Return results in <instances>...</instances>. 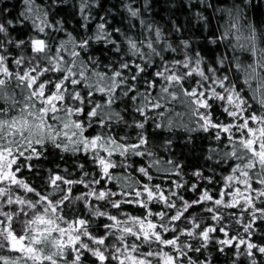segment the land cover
Instances as JSON below:
<instances>
[{
    "label": "snow or ice",
    "instance_id": "6c2138e0",
    "mask_svg": "<svg viewBox=\"0 0 264 264\" xmlns=\"http://www.w3.org/2000/svg\"><path fill=\"white\" fill-rule=\"evenodd\" d=\"M0 264H264V0H0Z\"/></svg>",
    "mask_w": 264,
    "mask_h": 264
},
{
    "label": "trees",
    "instance_id": "16d2710c",
    "mask_svg": "<svg viewBox=\"0 0 264 264\" xmlns=\"http://www.w3.org/2000/svg\"><path fill=\"white\" fill-rule=\"evenodd\" d=\"M12 2H15V0H10V4H11Z\"/></svg>",
    "mask_w": 264,
    "mask_h": 264
}]
</instances>
